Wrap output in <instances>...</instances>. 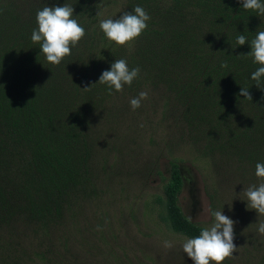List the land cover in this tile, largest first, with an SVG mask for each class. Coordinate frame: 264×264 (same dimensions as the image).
Instances as JSON below:
<instances>
[{
  "label": "rangeland",
  "instance_id": "rangeland-1",
  "mask_svg": "<svg viewBox=\"0 0 264 264\" xmlns=\"http://www.w3.org/2000/svg\"><path fill=\"white\" fill-rule=\"evenodd\" d=\"M65 3L86 35L56 66L31 34L38 10ZM136 6L150 16L143 33L123 46L108 40L100 21ZM259 31L264 15L239 0H0V84L17 73L50 134L75 142L85 158L58 219L0 213V264H193L182 249L188 238L160 218L173 172L189 223L210 227L214 211L236 222L238 249L223 264H264V215L244 194L264 182L255 175L264 163V77L257 87L251 74L260 65L247 55ZM116 59L140 73L109 95L98 80ZM241 87L252 101L238 95ZM141 91L148 97L133 110ZM2 173L0 205L11 209Z\"/></svg>",
  "mask_w": 264,
  "mask_h": 264
},
{
  "label": "trees",
  "instance_id": "trees-1",
  "mask_svg": "<svg viewBox=\"0 0 264 264\" xmlns=\"http://www.w3.org/2000/svg\"><path fill=\"white\" fill-rule=\"evenodd\" d=\"M39 112L31 87L17 73L9 74L0 84V170L11 189L12 207L0 205V213L37 223L59 218L63 199L85 161L75 142H61L50 134ZM172 182L177 186L164 188L160 218L173 233L195 238L201 230L182 216L176 203V172Z\"/></svg>",
  "mask_w": 264,
  "mask_h": 264
},
{
  "label": "clouds",
  "instance_id": "clouds-1",
  "mask_svg": "<svg viewBox=\"0 0 264 264\" xmlns=\"http://www.w3.org/2000/svg\"><path fill=\"white\" fill-rule=\"evenodd\" d=\"M239 2L243 9L264 15L262 0H239ZM133 12H125L118 19L100 21L99 27L108 40L123 46L143 33L148 26L147 21L150 20V16L141 6H136ZM73 13L74 8L66 3L63 6H45L37 11L38 27L32 31L31 41L40 45V52L52 65L58 66L65 57L71 55L72 47H75L86 35L84 27L72 18ZM236 43L239 46L245 45L248 43L247 37L243 34L238 35ZM250 46L251 51L247 55L253 57V62L260 65L251 74V79L257 82L258 87L261 78L264 77V31L257 32ZM221 66L227 67V63ZM139 73V67L129 69L125 59H116L111 64L110 70L102 72L98 83L107 85L111 95L113 89L120 92L124 85L131 86ZM89 88L90 86L85 87L84 90ZM238 95L252 101L248 88L241 87ZM147 97L148 93L141 91L137 97L130 100L131 108L136 110L141 107V101ZM255 175L264 180V163L256 164ZM244 194L248 201L247 207L250 204L257 214L264 215V182H261L259 186L252 185L244 189ZM212 216L214 223L210 227L202 228L197 237L186 239L182 244L183 252L193 261V264H210V262L223 264L226 259L233 257L238 249L234 243L236 222L224 215L222 211H214ZM258 232L264 235V222H259ZM164 247L173 248V242L164 241Z\"/></svg>",
  "mask_w": 264,
  "mask_h": 264
}]
</instances>
